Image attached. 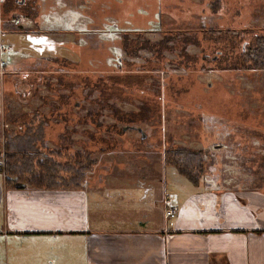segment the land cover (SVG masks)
<instances>
[{"label": "rangeland", "instance_id": "1", "mask_svg": "<svg viewBox=\"0 0 264 264\" xmlns=\"http://www.w3.org/2000/svg\"><path fill=\"white\" fill-rule=\"evenodd\" d=\"M21 1L0 0L4 27L9 20V27L30 33L20 36L21 41H14L19 34H11L12 39L2 36L7 44L0 49H20L22 55H0V69L1 62L40 60L45 71L38 75L42 84H36L34 94L36 104H42L33 116L45 119L48 148L63 150L61 161L87 150L96 154L94 160L132 154L138 158V177L163 179L168 174L172 182L176 175L196 187L164 162L166 150L194 148L205 152L203 188L210 190L205 182H210L214 171L224 176L231 164L225 158L226 130L232 118L226 91L231 87L252 94L259 84L256 73H227L234 61L231 53L239 55L242 45L240 33L230 29H248L246 40L252 44L254 35L264 32V2L258 10V1L245 0L244 12L241 1L223 0L215 14L207 0L202 10L201 0ZM235 3L249 27L240 24L242 16L232 15ZM32 17L34 22L28 19ZM236 62L234 67L239 69L241 61ZM48 68L57 73L47 74ZM9 76L15 77L14 86L24 93L28 86L24 75ZM242 100L241 120L256 123L259 98ZM21 109L27 117L33 108ZM0 121L3 139V114ZM110 165L114 163L106 161L103 168ZM101 167L97 162L95 168ZM173 192L171 188L170 198L178 204L180 196ZM3 260L0 264H5Z\"/></svg>", "mask_w": 264, "mask_h": 264}, {"label": "crops", "instance_id": "2", "mask_svg": "<svg viewBox=\"0 0 264 264\" xmlns=\"http://www.w3.org/2000/svg\"><path fill=\"white\" fill-rule=\"evenodd\" d=\"M207 1L215 14L225 3L219 0L218 8V0ZM240 1L245 12V0ZM256 1L260 10L264 0ZM199 3L204 9L206 1ZM233 8L232 15L242 16L240 24L249 27L237 3ZM28 19L34 22L33 17ZM7 21L4 27L0 15V45L7 44L2 36L12 39L11 34H19L14 41H21L20 36L30 34L14 32L15 26L9 27L11 21ZM237 29L232 30L247 34V29ZM13 52L22 55L20 49L6 50V54ZM231 57L234 61L227 73H256L259 84L252 94L231 87L226 91L232 118L226 130L225 158L231 164L224 176L214 171L210 182L204 181L210 190L201 186L202 179L194 185L202 189H196L176 175L172 182L168 174L163 179L138 177V158L132 154L118 159L98 156L95 166L100 161L102 167L94 166L79 190L16 187L0 170V258L5 264H264V70L234 69L240 57L234 52ZM47 61L50 66L52 57ZM49 69L47 74L57 73ZM43 71L35 58L30 62L17 59L1 67L2 134L11 127L23 129L39 113L42 103L36 104L34 92L36 84H42L38 75ZM11 74L24 75L28 92L21 93L14 86ZM243 75L238 78L243 80ZM244 97L259 98V119L251 125L241 120ZM21 107L33 109L26 117ZM246 129L253 132L247 134ZM3 145L4 138L0 139V155ZM106 161L114 165L104 169ZM171 188L180 196L178 204L170 198ZM167 207L179 212L173 227L165 216Z\"/></svg>", "mask_w": 264, "mask_h": 264}, {"label": "trees", "instance_id": "3", "mask_svg": "<svg viewBox=\"0 0 264 264\" xmlns=\"http://www.w3.org/2000/svg\"><path fill=\"white\" fill-rule=\"evenodd\" d=\"M219 5L220 1L218 0V8ZM13 31L25 32L23 29L21 31L14 29ZM247 34L249 33L247 32ZM244 35L240 34L239 38L240 43L245 46L243 48L240 45L241 49L238 55L241 61L240 68L263 71L264 32L255 34L252 44H248ZM171 38L169 37L167 42L172 41ZM236 67L234 68L237 69ZM45 129V119L35 115L19 131L12 127L9 130H4L0 170L3 171L6 181L24 184L27 188L79 190L88 174L94 169L95 153L88 150L76 152L69 160L61 161L60 157L64 151H54L48 148ZM204 156L205 152L202 149L176 147L165 151L164 162L167 166L173 167L191 184L198 185L206 172Z\"/></svg>", "mask_w": 264, "mask_h": 264}, {"label": "built area", "instance_id": "4", "mask_svg": "<svg viewBox=\"0 0 264 264\" xmlns=\"http://www.w3.org/2000/svg\"><path fill=\"white\" fill-rule=\"evenodd\" d=\"M2 54H3V56H5V54H6V50L4 48H2L1 57H2ZM1 64H2V66L5 65L4 62H1ZM0 165H2V162H0ZM178 213L179 212L177 211V209L175 207H167L165 209V216L169 220V226L170 227L174 226Z\"/></svg>", "mask_w": 264, "mask_h": 264}, {"label": "water", "instance_id": "5", "mask_svg": "<svg viewBox=\"0 0 264 264\" xmlns=\"http://www.w3.org/2000/svg\"><path fill=\"white\" fill-rule=\"evenodd\" d=\"M25 0H22L21 3H24ZM129 127L125 128L124 130H127ZM16 187H25L24 184H16Z\"/></svg>", "mask_w": 264, "mask_h": 264}]
</instances>
